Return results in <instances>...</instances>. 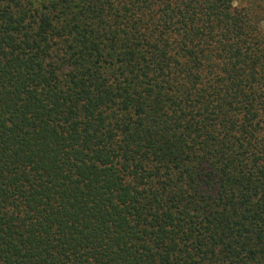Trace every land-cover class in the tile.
<instances>
[{"label":"trees","instance_id":"trees-1","mask_svg":"<svg viewBox=\"0 0 264 264\" xmlns=\"http://www.w3.org/2000/svg\"><path fill=\"white\" fill-rule=\"evenodd\" d=\"M0 0V264H264V0Z\"/></svg>","mask_w":264,"mask_h":264},{"label":"rangeland","instance_id":"rangeland-1","mask_svg":"<svg viewBox=\"0 0 264 264\" xmlns=\"http://www.w3.org/2000/svg\"><path fill=\"white\" fill-rule=\"evenodd\" d=\"M233 1H234L235 6H239L240 4H242V2L240 0H233ZM262 27L264 29V20L262 21Z\"/></svg>","mask_w":264,"mask_h":264}]
</instances>
